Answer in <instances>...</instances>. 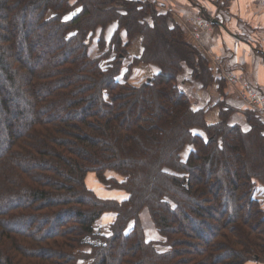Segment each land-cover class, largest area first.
<instances>
[{"label": "trees", "instance_id": "obj_1", "mask_svg": "<svg viewBox=\"0 0 264 264\" xmlns=\"http://www.w3.org/2000/svg\"><path fill=\"white\" fill-rule=\"evenodd\" d=\"M213 82L147 0H0V264H264V122Z\"/></svg>", "mask_w": 264, "mask_h": 264}, {"label": "crops", "instance_id": "obj_2", "mask_svg": "<svg viewBox=\"0 0 264 264\" xmlns=\"http://www.w3.org/2000/svg\"><path fill=\"white\" fill-rule=\"evenodd\" d=\"M147 1L158 11L169 12L179 24L198 15L209 19L213 24L212 31L201 38V45L208 54L195 46L207 59L214 78L220 76L210 57H218L223 69H231L242 75L255 88L264 92V0ZM114 30L115 26L112 25L105 34L109 31L111 35ZM217 88L213 82L204 97L191 87L187 91L197 106L211 100L224 101L237 111L247 109L230 86L225 84L221 93ZM216 119L217 112L213 111L208 120L212 122Z\"/></svg>", "mask_w": 264, "mask_h": 264}, {"label": "built area", "instance_id": "obj_3", "mask_svg": "<svg viewBox=\"0 0 264 264\" xmlns=\"http://www.w3.org/2000/svg\"><path fill=\"white\" fill-rule=\"evenodd\" d=\"M180 26L198 49L208 54L201 45V38L212 31L213 25L211 21L198 15L180 22ZM210 59L216 67L219 76L235 91L238 99L248 110L253 111L264 122V94L241 75L231 70L223 69L218 57H210Z\"/></svg>", "mask_w": 264, "mask_h": 264}, {"label": "rangeland", "instance_id": "obj_4", "mask_svg": "<svg viewBox=\"0 0 264 264\" xmlns=\"http://www.w3.org/2000/svg\"><path fill=\"white\" fill-rule=\"evenodd\" d=\"M109 33H110V32L107 31V33L105 34V39H106V41H108V40L110 39V36L112 35V34L109 35ZM186 35H187V34H186ZM187 36H188V35H187ZM188 37H189V36H188ZM90 53H91L92 57H96V56H97V50H96V46H95L94 44H92V46H91V48H90ZM129 62H130L129 59L126 60V61L124 62V67L122 68V73H121L122 75H123V73H125V71H126V67H127V65H128ZM105 63H106V62H101V66H102V67H105ZM122 75H120L121 78L123 77ZM146 76H147V75H146ZM190 150H191V147H190V146H187V147H185V149L181 152V158H182L183 161L186 159V157H187V155L189 154ZM256 197H257L258 199H260V200H263V199H264V189H260V190L257 192ZM100 225H101V224H100ZM144 226H145V233H146V238H147V240L158 241V237H157V235H156L154 229L148 225L147 221L144 222ZM80 264H82V263H80Z\"/></svg>", "mask_w": 264, "mask_h": 264}]
</instances>
